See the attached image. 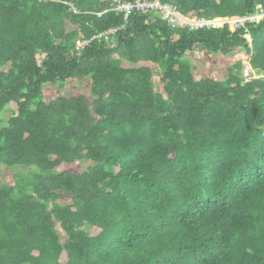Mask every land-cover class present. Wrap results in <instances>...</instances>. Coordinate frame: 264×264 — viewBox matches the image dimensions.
<instances>
[{"label":"trees","instance_id":"obj_1","mask_svg":"<svg viewBox=\"0 0 264 264\" xmlns=\"http://www.w3.org/2000/svg\"><path fill=\"white\" fill-rule=\"evenodd\" d=\"M113 1L0 0V164L15 171L0 264H264V21L173 29ZM160 1L209 19L264 7ZM199 50L243 51L251 75L239 60L197 79ZM80 80L91 101H44Z\"/></svg>","mask_w":264,"mask_h":264},{"label":"built area","instance_id":"obj_2","mask_svg":"<svg viewBox=\"0 0 264 264\" xmlns=\"http://www.w3.org/2000/svg\"><path fill=\"white\" fill-rule=\"evenodd\" d=\"M113 11L123 14L125 19L128 18L132 12L147 14L150 12L158 14L162 20H165L168 25L173 28L189 29V30H203V29H220L228 27L230 31H237L244 28L247 24H258L264 21V7L258 5L256 8L257 13L243 17H217L206 18L198 16H184L176 6L172 4L162 3L160 0H131L122 1L114 0ZM119 28H113L107 32L93 36L90 40L77 41V50L83 46H87L94 40L110 41L114 37ZM245 38L249 40V35L246 34Z\"/></svg>","mask_w":264,"mask_h":264},{"label":"rangeland","instance_id":"obj_3","mask_svg":"<svg viewBox=\"0 0 264 264\" xmlns=\"http://www.w3.org/2000/svg\"><path fill=\"white\" fill-rule=\"evenodd\" d=\"M250 40V38H249ZM186 57L191 61L193 65V73L197 76V79L200 77L206 76L212 79H225L227 76V70L231 64L236 61L242 60L244 63L243 74L244 77L250 76L251 71L248 66V57L245 52L239 51L230 56L223 55H214L206 51L199 50L197 52L188 53ZM146 65L145 63H139L138 67ZM155 82L159 84V78L155 77ZM82 94L87 96L88 100L91 101L90 89L83 80L80 81H70L63 91L58 90L56 86H47L44 91L43 99L48 102L54 100L60 96H66L70 94ZM10 108H8L9 110ZM11 114L10 111L6 112ZM7 116V115H5ZM78 164V163H76ZM87 166V163L81 164V169L84 170ZM71 166H61L59 171H67L73 169ZM27 172V170H23ZM15 171H12L0 164V185L2 184H14ZM61 235L64 237L63 233L60 231V228H57Z\"/></svg>","mask_w":264,"mask_h":264}]
</instances>
